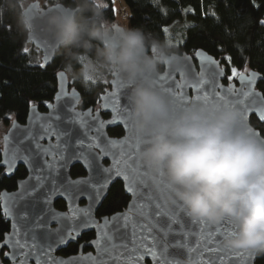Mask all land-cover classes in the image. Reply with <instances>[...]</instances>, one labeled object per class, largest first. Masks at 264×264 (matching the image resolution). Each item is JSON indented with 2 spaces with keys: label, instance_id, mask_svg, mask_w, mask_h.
<instances>
[{
  "label": "snow or ice",
  "instance_id": "6c2138e0",
  "mask_svg": "<svg viewBox=\"0 0 264 264\" xmlns=\"http://www.w3.org/2000/svg\"><path fill=\"white\" fill-rule=\"evenodd\" d=\"M158 3V0H153V4ZM253 7L258 8V5L253 4ZM162 11V10H161ZM193 11V10H189ZM205 17L211 16L216 19L214 13H203ZM258 24L264 26V19L257 21ZM167 33V27L161 29ZM154 50V49H153ZM24 53L30 50L25 47ZM196 56L201 60V71L195 72L193 65H186L183 68L172 69L168 64V71L159 74L156 77L158 86L172 96L179 104L186 105L195 101H207L213 99H220L226 103L238 106L241 109L242 116L245 120L250 121L254 115L256 119L264 124V93L257 92L255 84L260 77L256 72H248L245 69L241 72L235 67H231L232 75L228 76L229 81L240 77L242 85L245 87L236 90L234 85H229L227 89L220 85L218 78L224 75V71L220 68L219 61L206 54L202 49L196 50ZM56 57L45 54L44 63L40 64L41 68L46 66ZM185 61L191 58L184 56ZM231 64V57H225ZM213 66L214 71L209 74L205 70V66ZM193 73L196 77L194 83L189 82V73ZM179 74L181 79L176 80V75ZM62 83H67L66 73L59 72L56 74ZM102 84H111L112 91L102 93L100 100H104L103 108L109 109L113 113L107 124H119L123 127L126 135L122 139H109L101 147L100 142L96 138H92V142L85 146L83 140L76 141V144L83 150L73 151L72 155H67V142H62V136H70V132L58 133L52 129L51 125L44 129L43 135H33L29 131L22 139L13 140L12 131H9L4 138L3 144L0 146V166L4 168L3 175L11 176L16 171V164L22 161L28 169L30 175L27 180L17 181L22 191L19 193H4L0 195V216L5 219H11V231L4 233L0 237V250L9 248L10 251L3 252L5 258L10 261V264H30L31 260L35 264H143L145 256H150L153 264H181L178 260H168L167 252L171 246L167 237L174 232V225L180 226V231L184 235H188L184 228V221L178 215L172 213H164L159 209L161 207L159 201L151 195L147 199L155 205L157 218L164 217L166 222L162 225L159 221L153 223L151 219L147 223L141 222V218H147L145 209L150 205L138 204L136 197L140 195L141 188H149L147 184V173L140 171L143 168L142 162L138 159V154L141 147L149 143L147 137H140L136 133L132 125L131 105L121 104V97H126L127 93L118 86L115 80L100 81ZM211 85V90H206V86ZM191 88L196 95L189 97L186 89ZM232 98H229V95ZM62 94H66L63 93ZM73 95H76L73 90ZM60 97L57 96V99ZM111 98L113 103L110 105L107 101ZM32 107H35L32 102H29ZM47 103V102H46ZM49 107L52 105L49 103ZM92 110H88V115H91ZM51 118V117H50ZM59 120L60 117L56 116ZM5 119L11 120L10 115H6ZM97 121L102 125L105 122ZM80 123H84L83 120ZM18 125L13 122V129ZM257 135L261 134V130L255 129ZM53 136H55L56 143H51ZM47 139L49 144L47 146L40 143V141ZM115 146H124L120 148L119 152H114ZM99 148L98 152L93 149ZM111 157L113 163L110 167H104L100 161L105 157ZM70 159L79 160L90 175L87 178L71 179L70 174L65 171L64 175L57 179L51 178L53 174H59L62 169H67V162ZM95 172V175H93ZM121 178L125 182V191L131 194L134 199L129 204L128 211L116 216L103 218V225L99 221H95L92 216V204H98L101 197L107 191L109 185L116 179ZM34 181V183H30ZM149 191L151 189L149 188ZM62 196L69 204L70 211L67 213H56L51 205L55 196ZM80 196H84L91 203L87 209H80L75 201ZM26 197H32L30 201H26ZM44 207H40V204ZM47 208V211L45 209ZM183 211V205H179ZM135 214V218H134ZM189 215V214H188ZM190 216V215H189ZM50 220H56L61 223V227L52 229L48 233L51 237L55 233V239L51 242H46L40 245L36 242L34 230L36 228L44 227ZM67 220L68 223H63ZM207 224V220L199 219L193 220L192 223ZM111 224V227L109 225ZM97 228V239L89 243L95 245L97 248V255L93 256L91 253L84 255L83 253L77 257H71L68 260L53 257L51 252L54 245H66L69 241L75 240L84 229ZM153 228H156L161 234L159 238L153 234ZM130 231V234L128 230ZM216 230L221 231V226L216 225ZM233 231H226L223 234L228 235ZM143 234V235H141ZM209 233V237H211ZM46 237V241L48 239ZM151 241L149 246L148 241ZM119 241V242H117ZM84 246L81 245V248ZM201 247L200 242L197 241L196 248L189 249V251H196ZM205 251L209 254L207 260L201 259L195 264H226L223 256L212 258L213 254L219 250L208 247ZM202 255V254H201ZM106 257V258H105ZM264 258V254H258L250 250H237L230 252L228 255L229 264H256L257 258ZM193 264V262H189Z\"/></svg>",
  "mask_w": 264,
  "mask_h": 264
},
{
  "label": "clouds",
  "instance_id": "9594fccd",
  "mask_svg": "<svg viewBox=\"0 0 264 264\" xmlns=\"http://www.w3.org/2000/svg\"><path fill=\"white\" fill-rule=\"evenodd\" d=\"M49 28L69 50H95L82 72L99 65L130 87L135 129L149 137L139 156L153 181L165 179L169 202H180L193 219L234 224L223 247L264 253V134L241 109L220 99L176 107L154 79L180 54L142 27L116 29L99 14L63 10L49 17Z\"/></svg>",
  "mask_w": 264,
  "mask_h": 264
},
{
  "label": "trees",
  "instance_id": "16d2710c",
  "mask_svg": "<svg viewBox=\"0 0 264 264\" xmlns=\"http://www.w3.org/2000/svg\"><path fill=\"white\" fill-rule=\"evenodd\" d=\"M23 1L0 0V121L9 123L10 120L5 119V116L10 115L12 120L25 122L31 107L29 102L42 111L46 110L57 91L56 74L61 69L70 72L68 74L72 84L80 91V107H98L100 95L109 87V84L105 85L100 81H109L106 77L111 76L112 71L98 65L100 69L92 71L95 72V77L89 72H82L86 63L95 58V50H69L65 46L57 52L52 64L41 68L40 57L32 51H23L29 44V27L25 23ZM48 1L47 5L62 2L67 6L79 7L78 16L93 18L99 14L100 18L106 19L112 26L118 22L114 0ZM121 1L129 14L127 24L142 27L146 32L165 40L173 51L193 54L197 49L203 48L222 60L228 74H231L230 68L235 67L240 71L255 69L264 76V26L257 23L264 19V0H158L155 5L153 0ZM253 4L259 7H253ZM203 13H214L216 19L205 17ZM163 27H167V33L161 30ZM225 57H231V64ZM100 74L105 77H99ZM259 88L264 93V78L259 83ZM251 123L264 134V124L255 116H252ZM109 133L121 136L123 128L115 126ZM3 173L4 168L0 166V195L5 189H16L17 181L27 175V170L20 165L11 176ZM83 174L85 170L80 164L73 166V176ZM129 199L123 183L118 180L111 186L97 215H109L123 210ZM56 206L59 209L66 208L61 199L56 202ZM9 230L10 221L0 216V237ZM93 237V231L84 233L77 242L70 243L59 253H76L82 242ZM88 249L90 247L85 248ZM6 251V248L0 250V264L7 262L3 255ZM256 264H264V258L258 257Z\"/></svg>",
  "mask_w": 264,
  "mask_h": 264
},
{
  "label": "water",
  "instance_id": "95a60500",
  "mask_svg": "<svg viewBox=\"0 0 264 264\" xmlns=\"http://www.w3.org/2000/svg\"><path fill=\"white\" fill-rule=\"evenodd\" d=\"M63 10H72L78 14L80 8L67 6L66 4H64L62 2H56V3H52L50 5H47V6H41L40 0H33L24 7L23 14H24L25 20L28 21L27 23H28V27H29L27 41L29 43L33 44L36 48H38L40 50L42 63H44V58H45L46 53L49 56L54 55L56 57L57 52L62 47L56 41L53 32L49 28V17L51 15H53L54 13H56L58 11H63ZM121 26L122 25L119 24L118 22L113 25V27L116 29H119ZM199 49H202L206 54H208L209 56H211V57L215 58L217 61H219L220 68H222L224 71V75L219 77L218 81H217L220 85H223L225 89H227L229 87V85H234L236 90H240L241 88L245 87V85L241 84L240 77H236L232 81L226 82L225 80L227 78L228 73H227L226 66L222 63V60L220 58H216L213 54L209 53L208 51H206L203 48H199ZM177 53L180 54L181 58L179 61L172 63V65H171L172 69L183 68L186 65L190 64V65H193L195 67L196 73H199L201 71V60L197 58V56L195 54L196 52L193 54L188 53V52H182V53L177 52ZM185 55L190 57L191 59L189 61H185L183 59V57ZM53 61L54 60H52L48 65L52 64ZM168 70H169L168 66L163 65V67L155 75L154 84L161 91H163L165 94H167L170 101L176 107L179 108V107L186 106L187 104L186 105L179 104L172 96H170L167 92H165L162 88H160L158 86L156 77L159 74H163ZM205 70L209 74L208 78L211 79L210 74L215 70L214 67L206 65ZM62 71L66 73L67 83H62V81L57 76V91L54 95L53 101L50 102L52 107H49L48 106L49 103H48L46 106V110L42 111L39 109V107L37 105H35V107L31 106L29 108L26 121L22 123V122H19L17 119H13L12 123L10 124V126H9L7 132L4 134V136L7 133H9V131H12L13 140L15 141L18 138L22 139L23 136L26 135L29 131H31V133L33 135H43L44 129L47 128L49 125H51L52 129H55L58 133H63L65 131L70 132V136H62L61 137L62 142H67V148H68L67 155H69V156L72 155L73 151L83 150L76 144V141H78V140H83L84 144L86 146L92 142V138H96L100 142L101 147H103L105 142L109 139H122L126 135L124 129H123V134L121 136H113L109 133V130L111 128H113L115 126H120V125L119 124H116V125L107 124V121L112 118L113 113L111 111V108L105 109L102 107V105L105 103V101L100 100V104L98 107H94V106H89L87 108L80 107L82 95H81L80 91L76 88V86L72 84L70 77H69V74L66 70L61 69L57 73L62 72ZM242 72H244V71H242ZM248 72H256L260 75V77H264L261 72H259L258 70H255V69H249ZM180 79H181V77L179 76V74H177L176 80L179 81ZM188 79H189V82H192V83H194L196 81L195 75L191 72L189 73ZM262 79H258L256 81V84H255L256 91L260 92V93H263V91L259 88V83L261 82ZM112 80H115L117 82L118 86L121 87L123 89V91L127 93V96L129 97V93H130L131 89L129 86H126L121 74L118 72L112 71L111 78L109 79V81H112ZM73 90H75L76 95H73ZM112 90H113L112 85L109 83V87L105 90V92L106 91L111 92ZM206 90L210 91L211 85L206 86ZM62 92L66 93V94H62ZM186 93L189 97H194L196 95V93L191 88H187ZM225 95H229V94L225 93ZM57 96H59L60 98L57 99ZM229 98L231 99L232 97L229 95ZM213 99H216V98L213 97ZM128 101H129V99L127 100L126 97H121V101H120L121 104H127ZM107 102L111 105L113 103V100L111 98H109V100ZM195 102H197V101H195ZM129 103H130V101H129ZM130 105H131V103H130ZM89 109L92 110L90 116L88 115ZM131 109H132V105H131ZM97 115L99 117V121H104L105 122L104 124L101 125L97 121V119H96ZM56 116H59L60 119L59 120L55 119L54 117H56ZM131 117H132V125L135 129V126L133 123L132 112H131ZM251 118H250V122H251ZM81 120L84 121L83 124L80 123ZM13 122H15L16 125H18V127L15 129H13ZM253 127L255 129H258L254 125H253ZM135 131L138 134V136L147 137V136H141L137 132L136 129H135ZM4 136H3V138H4ZM147 138L149 139V137H147ZM40 143L47 146L49 144V141L47 139H45V140L40 141ZM51 143H53V144L56 143L55 136H53ZM2 144H3V141H2ZM146 145H143V146H146ZM121 147H124V146H115L113 148V151L119 152ZM141 149H142V147H141ZM99 150H100L99 148L93 149L94 152H98ZM138 159L140 162H142V165H143V168L140 169V171L147 173V177H148L147 178V184H148L149 188L151 189V191H149V188H141L140 189V195L135 198V199H137L138 204L150 205V207H147L145 209V214H146L147 218H141V222L147 223L149 219H151L153 223L159 221V223H161L162 225L166 222V218H164V217L157 218L155 216V212L157 209H156L155 205L152 204L147 199V197L149 195H151L155 198L156 201H159V203L161 205L159 210L161 212L176 214L179 216V218H181L184 221V228H185V231L188 233V235H184L183 232L180 231L179 225L173 226L175 231L170 233L167 237V241L171 245L168 248V252H167L168 260H178L181 262V264H189V262L191 261V262H193V264H195V262H197L201 259L207 260L209 258V254L205 251V249L208 247H211V248L219 250L217 253L213 254V256H212L213 259H215L217 256H223L226 264H229L228 255L230 254V252H234L237 250L228 249V248H225L222 246L223 238L226 236L223 233L226 231H235L236 226L234 224H232L227 219L221 223H212L209 221H207V224H200L198 222L195 224L192 223L193 220L198 221L199 219H193L191 216H189L185 208H183V211H181L179 208V205H181L180 202L172 204L167 199L166 193L168 192V189H167L166 181L163 178V176H161V178L158 182L153 181V179L151 178V174L149 172V169L147 168L145 163L142 161L139 154H138ZM100 163L104 167H110V166H112L113 161H112L111 157L105 156L100 161ZM76 164H80L84 168L85 174L80 175V176H73L72 175V168ZM20 165H22L26 168L25 164L22 161H18L16 164V170ZM26 170H27V175L24 178L19 179L18 181L28 179L30 173H29L27 168H26ZM65 171H67L70 174L71 179H73V180H76L79 178H87L90 175L89 171L85 168V166L79 160L70 159L67 162V169H62L58 175L53 174V176L51 178H55V179H57V182H59L60 178L64 175ZM93 175H95V172H93ZM118 180H120L123 183V186L125 189V182L121 178H116L109 185L107 191L101 197V201L98 204H92V209H91L92 216L94 217L95 221H99L101 225H103V218L104 217H108L110 219L113 216L127 212L128 208H129V204L132 203V201L134 199V197L131 194H129L125 191L130 196V199H129L127 206L123 210L114 212V213L109 214V215H103V216L97 215L98 209L100 208L101 204L103 203V201L107 197L111 186ZM30 183H34V181H32ZM21 191H22L21 187L17 184L16 189H14V190H6L5 189L1 192V195H3L5 192L8 194H11V193H19ZM32 199H33L32 197H26L25 202L30 201ZM60 199L65 202V204H66L65 209L57 208L56 202ZM90 203L91 202L87 198H85L84 196H80L79 199L75 201V204L78 205V207L80 209H87L89 207ZM39 206L44 207V205L42 203ZM48 207L52 208L56 213H67L70 211L69 204L67 203L65 198L62 196H58V195L54 197L51 205H49ZM45 211H47V208L45 209ZM134 218H135V214H134ZM8 220L10 221V230L8 232H10L12 221H11V219H8ZM63 223L67 224L68 221L64 220ZM217 224H219L221 226L220 232H218L216 230ZM59 227H61L60 222H58L56 220H50L46 224V226L36 228L34 230V234L36 236V242L40 245H44L46 242H51L53 239H55V233H52L51 237H48V233L52 229H56ZM109 227H111V224L109 225ZM89 231H93L95 233V236L89 241L82 242L76 253H73L70 255H64V254L59 253L60 250L66 248L72 242H77L79 240V238H81L84 233H87ZM130 231L131 230L129 229L128 230L129 234H130ZM97 233H98L97 228L84 229L81 231L80 235L75 240L69 241L68 244H66V245H54L53 250L51 252V255L53 257H56L59 259H64V260H68L71 257L80 256L82 253L84 255L91 253L93 256H96L97 255V248L95 245H92L89 242L97 239ZM209 233L212 234L211 237H209ZM153 234L156 235L158 238L161 235L156 228H153ZM141 235H143V234H141ZM46 237H48L47 241H46ZM197 241L200 242L201 247L199 249H197L196 251H189V249L196 248ZM117 242H119V241H117ZM148 244H149V246H151L150 240L148 241ZM81 245H83L84 247L81 248ZM86 247H90V249L85 250ZM6 249H7V251H10L9 248H6ZM5 259L7 260V262H4L2 264H10V261L7 258H5ZM30 264H35V261L31 260ZM143 264H153L151 257L145 256Z\"/></svg>",
  "mask_w": 264,
  "mask_h": 264
},
{
  "label": "rangeland",
  "instance_id": "374dc122",
  "mask_svg": "<svg viewBox=\"0 0 264 264\" xmlns=\"http://www.w3.org/2000/svg\"><path fill=\"white\" fill-rule=\"evenodd\" d=\"M31 1H33V0H24L23 1L24 6H26L27 4H29ZM100 1H102V0H100ZM40 2H41V6H46L47 4H49V1L48 0H40ZM113 5H114V8L116 9V14H117V18H118L119 24H121V25L127 24V18L125 17V13L128 12V11H127V7L125 6V4L122 3L121 0H114ZM33 46H34L33 44L29 43L26 47L30 51L34 52L37 55V57H40L41 58V52H40V50L38 48L35 49L34 48L35 46L34 47ZM153 51H155V49ZM97 69H100V68H98V66H97L92 71L97 70ZM92 71L89 72V73H91V75H93L92 77H95L96 76L95 75V72H92ZM247 71H248V69H247ZM230 75H232V73L231 74H228L227 77L230 76ZM99 77H105V76L103 74H100ZM110 77L111 76H109L108 78L106 77V79L109 80ZM11 120H12V118H11ZM11 120H10L9 123H6L4 121H0V143H2V141H3V136L7 132L8 128H9V126L11 124Z\"/></svg>",
  "mask_w": 264,
  "mask_h": 264
},
{
  "label": "built area",
  "instance_id": "2783aa9c",
  "mask_svg": "<svg viewBox=\"0 0 264 264\" xmlns=\"http://www.w3.org/2000/svg\"><path fill=\"white\" fill-rule=\"evenodd\" d=\"M125 11V10H124ZM129 14L128 12L125 13V17L128 18Z\"/></svg>",
  "mask_w": 264,
  "mask_h": 264
},
{
  "label": "flooded vegetation",
  "instance_id": "af4514ba",
  "mask_svg": "<svg viewBox=\"0 0 264 264\" xmlns=\"http://www.w3.org/2000/svg\"><path fill=\"white\" fill-rule=\"evenodd\" d=\"M226 82H228L229 80L226 78V80H225ZM232 81V80H231ZM94 236H95V233H94Z\"/></svg>",
  "mask_w": 264,
  "mask_h": 264
}]
</instances>
